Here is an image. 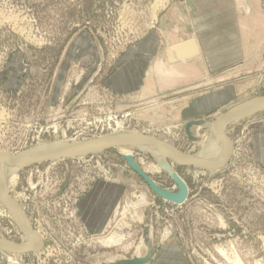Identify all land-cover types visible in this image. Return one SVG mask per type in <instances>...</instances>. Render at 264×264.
Returning <instances> with one entry per match:
<instances>
[{"label": "rangeland", "instance_id": "1", "mask_svg": "<svg viewBox=\"0 0 264 264\" xmlns=\"http://www.w3.org/2000/svg\"><path fill=\"white\" fill-rule=\"evenodd\" d=\"M161 3L0 0V164L10 161L5 153L38 144L76 145L123 132L195 155L210 137V123L264 97V48L261 70L243 76L250 84L244 94L200 116L178 113L186 100L181 95L152 99V113L146 100L108 95L102 77L156 19ZM261 6L264 12V0ZM228 82H220L221 90ZM263 123L264 110L227 124L231 152L224 142L222 161L228 159L221 165L200 168L166 158L187 188L180 202L165 197L181 193L178 183L152 154L138 149L133 158L152 183L115 145L22 166L7 195L39 233L42 247L12 254L13 264H113L164 244L181 248L188 264H239L238 258L241 264H264V167L252 157V140ZM97 179L123 188L104 232L88 237L74 201ZM110 236L113 242L105 245ZM0 240L23 242L13 209L1 202ZM5 255L0 250V264H7Z\"/></svg>", "mask_w": 264, "mask_h": 264}, {"label": "crops", "instance_id": "2", "mask_svg": "<svg viewBox=\"0 0 264 264\" xmlns=\"http://www.w3.org/2000/svg\"><path fill=\"white\" fill-rule=\"evenodd\" d=\"M167 1L102 77L104 91L116 98L146 100L149 113L152 99L174 95L186 97L178 110L186 116L233 104L250 87L243 76L263 65L262 0ZM222 81H229L223 90ZM252 141V157L264 167V123ZM122 188L97 179L75 199L76 220L88 237L104 232ZM142 264L188 260L176 244H164L151 248Z\"/></svg>", "mask_w": 264, "mask_h": 264}, {"label": "bare ground", "instance_id": "3", "mask_svg": "<svg viewBox=\"0 0 264 264\" xmlns=\"http://www.w3.org/2000/svg\"><path fill=\"white\" fill-rule=\"evenodd\" d=\"M161 1L162 3L159 4L158 9H161V7L164 5L163 4L164 1L163 0ZM263 107H264V97H260L244 105L234 107L229 111H227L223 116L219 117L218 120H215V122L210 123V131H209L211 133L210 137L208 138L206 144L203 145L202 150L195 155H191L187 153H183L184 155L179 154L180 152L178 150H176L174 147H172L169 143L165 141L158 140L160 142L159 144H156L153 141L148 143L145 140H143L144 138L142 139L132 132H123L117 135L109 134L105 136L94 137L92 139L82 142V144L79 143L76 145H67L66 143L63 142L44 143L40 145L38 144L29 150L22 151L20 153L17 152V154L12 155L17 161L10 160L8 163L2 162L0 164V167L4 166L3 171L0 172V202L7 207L9 206V208L11 206V208L13 209L15 219L17 220L19 227L23 231V242H21L19 245H16V244L8 243V241L6 240L5 241L0 240V250L2 251L4 256H6L5 254H9L7 255V261H6L7 264L14 263L13 258L11 257L12 254L15 253L21 254L24 252H29L31 251L30 247L35 244L38 245L37 249L36 251H31V252H38L40 251L39 249L42 247L40 238H38L36 234L30 231L31 226L28 223V219L25 218V215L22 213L21 209L16 205L13 199H10L7 195V187H8L7 184L10 180H13L17 177L19 170L21 169L22 166H24L22 162H29L33 159H40L48 156H54L62 153H67V152L71 153L77 151H78L77 153H74L69 157H82L87 153L97 152L101 150L103 147L115 145L120 149L121 153L125 157L127 156L131 158L132 164L142 172L143 169L133 158L132 151L134 149L136 150L138 149L143 152L152 154L156 158L159 166L164 170H166L173 177V179L178 183L180 188H184V186L186 187V185L185 184H183L184 186L182 185L181 182L183 181H181L179 176L173 172L174 170L168 164L166 158H171V160L176 164H188L191 162L196 165H203V164L215 165L217 163L218 165L223 164L226 160L224 159L222 161V155H224V151H225L224 142L226 144V147L228 148V153L231 152L230 141L224 135L225 126L233 121H236L241 118H245L256 111H262L258 109H261ZM190 124L189 127L191 128ZM6 159L9 158L7 157ZM171 195L172 194L166 193V196L168 198H172ZM100 240L98 241L96 240V241L99 242ZM103 242L105 245H109L111 242H113V237L110 236L108 238H105ZM235 261L241 264L239 258L235 259Z\"/></svg>", "mask_w": 264, "mask_h": 264}, {"label": "water", "instance_id": "4", "mask_svg": "<svg viewBox=\"0 0 264 264\" xmlns=\"http://www.w3.org/2000/svg\"><path fill=\"white\" fill-rule=\"evenodd\" d=\"M258 110H264V107L263 108H261V109H258ZM219 119V117L216 119V120H218ZM190 123H192V122H190ZM190 123H188L187 125H189ZM143 137H146V138H148L149 140H151V141H153V142H155L156 144H159L160 142L158 141V140H156V139H154V138H152V137H149V136H145V135H143ZM106 147H108V146H106ZM106 147H103V148H106ZM102 148V149H103ZM78 152V151H77ZM77 152H67V153H62V154H58V155H54V156H48V157H45V158H40V159H33V160H31V161H29V162H22L23 164H24V166L25 165H28V164H31V163H34V162H40V161H44V160H53V159H59V158H62V157H69V156H71V155H73L74 153H77ZM179 153V152H178ZM179 154H182V155H184L183 153H179ZM6 157H8L10 160H13V161H17L11 154H9V153H5L4 154ZM228 159V157L226 158V160ZM225 160V161H226ZM128 161H129V164L132 166V168L140 175V176H142L143 178H145L148 182H150V183H152V181L148 178V177H146L143 173H142V171H140V170H138L133 164H132V162H131V158H129L128 157ZM188 164H190V165H193V166H195V167H200V168H203V166H198V165H196V164H193L192 162L191 163H188ZM182 183V185L184 184L183 182H181ZM184 186V185H183ZM157 190H159L158 188H157ZM160 191V190H159ZM186 187L184 186V188H181V193L180 194H178V195H171L172 196V198H168L166 195H165V197L167 198V199H169V200H174V201H176V202H180L185 196H186ZM160 193H161V191H160ZM173 196H175V197H173ZM10 209H12L11 208V206H10ZM30 231L32 232V233H34V234H36L37 236H38V238H40V235H39V233L38 232H36V231H34V230H32V229H30ZM12 243V242H11ZM13 244H16V243H13ZM16 245H19V244H16ZM37 244H35V245H32L31 247H30V250L31 251H36V249H37ZM150 253H151V249H149L148 250V252H147V254L144 256V257H133V258H129V259H122V260H118L117 262H115V263H113V264H142V263H144V262H146L147 260H148V258L150 257Z\"/></svg>", "mask_w": 264, "mask_h": 264}]
</instances>
